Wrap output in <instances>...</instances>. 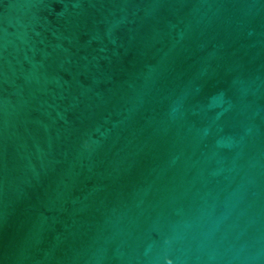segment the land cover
<instances>
[{
    "label": "water",
    "instance_id": "obj_1",
    "mask_svg": "<svg viewBox=\"0 0 264 264\" xmlns=\"http://www.w3.org/2000/svg\"><path fill=\"white\" fill-rule=\"evenodd\" d=\"M0 264H264V0H0Z\"/></svg>",
    "mask_w": 264,
    "mask_h": 264
}]
</instances>
